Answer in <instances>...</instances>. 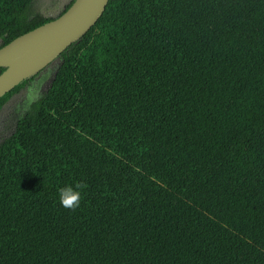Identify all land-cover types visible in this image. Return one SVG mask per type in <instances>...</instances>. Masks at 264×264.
I'll list each match as a JSON object with an SVG mask.
<instances>
[{
	"label": "trees",
	"instance_id": "16d2710c",
	"mask_svg": "<svg viewBox=\"0 0 264 264\" xmlns=\"http://www.w3.org/2000/svg\"><path fill=\"white\" fill-rule=\"evenodd\" d=\"M61 61L0 143V264H264V0H110Z\"/></svg>",
	"mask_w": 264,
	"mask_h": 264
},
{
	"label": "water",
	"instance_id": "95a60500",
	"mask_svg": "<svg viewBox=\"0 0 264 264\" xmlns=\"http://www.w3.org/2000/svg\"><path fill=\"white\" fill-rule=\"evenodd\" d=\"M110 0H73L60 16L0 48V98L18 85L61 64V55L98 22Z\"/></svg>",
	"mask_w": 264,
	"mask_h": 264
},
{
	"label": "rangeland",
	"instance_id": "374dc122",
	"mask_svg": "<svg viewBox=\"0 0 264 264\" xmlns=\"http://www.w3.org/2000/svg\"><path fill=\"white\" fill-rule=\"evenodd\" d=\"M57 1L55 6H50L46 0H36L35 7L43 17L54 18L69 0ZM58 66L59 64L55 65L51 70L29 81L9 99L0 114V143L15 132L19 120L31 110L35 102L45 95Z\"/></svg>",
	"mask_w": 264,
	"mask_h": 264
},
{
	"label": "clouds",
	"instance_id": "9594fccd",
	"mask_svg": "<svg viewBox=\"0 0 264 264\" xmlns=\"http://www.w3.org/2000/svg\"><path fill=\"white\" fill-rule=\"evenodd\" d=\"M87 185L82 182H77L75 186H66L58 190L59 202L65 209L75 210L80 206L81 192L86 189Z\"/></svg>",
	"mask_w": 264,
	"mask_h": 264
},
{
	"label": "flooded vegetation",
	"instance_id": "af4514ba",
	"mask_svg": "<svg viewBox=\"0 0 264 264\" xmlns=\"http://www.w3.org/2000/svg\"><path fill=\"white\" fill-rule=\"evenodd\" d=\"M46 1H47V4L50 5V6H52V5L55 6V5L58 3L57 0H46ZM64 1L66 2V1H68V0H64ZM72 2H73V0H69V1H68V4H67L66 6H64L62 9H60V10L58 11V14H57L54 18H56V17L60 16L62 13H64V11H66L67 7H68ZM50 6H48V8H49ZM54 6H53V8H54ZM54 66H55V65H54ZM54 66L48 68L45 72H47L48 70H51V68H54Z\"/></svg>",
	"mask_w": 264,
	"mask_h": 264
}]
</instances>
